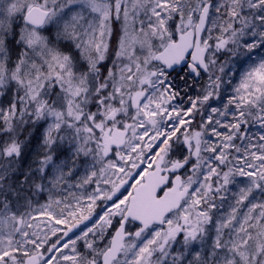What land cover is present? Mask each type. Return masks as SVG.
Wrapping results in <instances>:
<instances>
[{"label": "snow or ice", "instance_id": "obj_1", "mask_svg": "<svg viewBox=\"0 0 264 264\" xmlns=\"http://www.w3.org/2000/svg\"><path fill=\"white\" fill-rule=\"evenodd\" d=\"M0 264H264V0H0Z\"/></svg>", "mask_w": 264, "mask_h": 264}]
</instances>
